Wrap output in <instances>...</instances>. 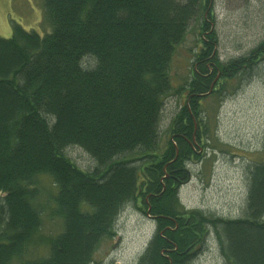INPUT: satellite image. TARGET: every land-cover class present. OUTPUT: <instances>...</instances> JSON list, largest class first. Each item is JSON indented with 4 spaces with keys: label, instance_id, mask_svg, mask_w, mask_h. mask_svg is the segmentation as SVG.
<instances>
[{
    "label": "trees",
    "instance_id": "obj_1",
    "mask_svg": "<svg viewBox=\"0 0 264 264\" xmlns=\"http://www.w3.org/2000/svg\"><path fill=\"white\" fill-rule=\"evenodd\" d=\"M42 4L45 33L15 23L0 36V264H100L98 247L133 202L157 222L138 264H192L210 231L228 264H264V160L248 165L238 217L180 199L208 134L206 100L264 65V37L222 60L212 0ZM191 30L181 81L172 63ZM183 92L161 129L166 99ZM46 220L60 229L45 232Z\"/></svg>",
    "mask_w": 264,
    "mask_h": 264
},
{
    "label": "rangeland",
    "instance_id": "obj_2",
    "mask_svg": "<svg viewBox=\"0 0 264 264\" xmlns=\"http://www.w3.org/2000/svg\"><path fill=\"white\" fill-rule=\"evenodd\" d=\"M219 36L218 53L228 60L249 52L264 37V0H212ZM43 34L42 0H0V36L10 37L14 24ZM196 36L191 30L172 63L175 77L184 80ZM180 80H177L178 83ZM234 81V80H233ZM222 99L209 97L208 134L199 143V159L189 162L190 178L180 187V199L188 209H200L223 217L240 216L248 194V165L264 160V65L229 86ZM186 99L185 92L166 99L161 129L166 130ZM82 168L91 170L95 160L79 146L66 150ZM2 195V194H1ZM60 229L58 221L46 220L45 232ZM157 229L155 217L133 202L120 213L112 237L102 241L95 254L102 263L138 264ZM192 264H228L213 231Z\"/></svg>",
    "mask_w": 264,
    "mask_h": 264
}]
</instances>
